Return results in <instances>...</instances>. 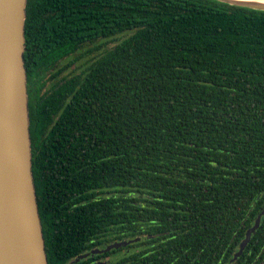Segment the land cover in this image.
Returning a JSON list of instances; mask_svg holds the SVG:
<instances>
[{"label":"trees","instance_id":"1","mask_svg":"<svg viewBox=\"0 0 264 264\" xmlns=\"http://www.w3.org/2000/svg\"><path fill=\"white\" fill-rule=\"evenodd\" d=\"M24 30L48 264L135 239L100 264H264V216L234 260L264 210V11L28 0Z\"/></svg>","mask_w":264,"mask_h":264},{"label":"water","instance_id":"2","mask_svg":"<svg viewBox=\"0 0 264 264\" xmlns=\"http://www.w3.org/2000/svg\"><path fill=\"white\" fill-rule=\"evenodd\" d=\"M27 1L0 0V264H48L32 172L24 61ZM215 1L264 11V3L260 0ZM263 216L264 210L246 233L234 260L243 254ZM137 241L113 243L94 253L102 254Z\"/></svg>","mask_w":264,"mask_h":264},{"label":"flooded vegetation","instance_id":"3","mask_svg":"<svg viewBox=\"0 0 264 264\" xmlns=\"http://www.w3.org/2000/svg\"><path fill=\"white\" fill-rule=\"evenodd\" d=\"M94 251H100V247L99 248H95L92 251L84 254V255H87V256L85 258H83V259L78 258V260L81 262L82 260H87V259L92 258V261L90 262V264H100V261H101L100 260V255L101 254L99 252L94 253Z\"/></svg>","mask_w":264,"mask_h":264},{"label":"rangeland","instance_id":"4","mask_svg":"<svg viewBox=\"0 0 264 264\" xmlns=\"http://www.w3.org/2000/svg\"><path fill=\"white\" fill-rule=\"evenodd\" d=\"M119 41L100 42V54L107 49H112Z\"/></svg>","mask_w":264,"mask_h":264},{"label":"bare ground","instance_id":"5","mask_svg":"<svg viewBox=\"0 0 264 264\" xmlns=\"http://www.w3.org/2000/svg\"><path fill=\"white\" fill-rule=\"evenodd\" d=\"M239 1H256V0H239ZM261 1V0H260Z\"/></svg>","mask_w":264,"mask_h":264},{"label":"snow or ice","instance_id":"6","mask_svg":"<svg viewBox=\"0 0 264 264\" xmlns=\"http://www.w3.org/2000/svg\"><path fill=\"white\" fill-rule=\"evenodd\" d=\"M262 3H264V0H261Z\"/></svg>","mask_w":264,"mask_h":264}]
</instances>
